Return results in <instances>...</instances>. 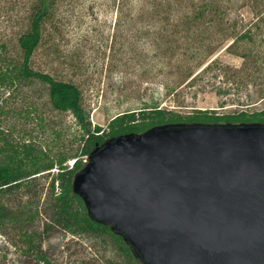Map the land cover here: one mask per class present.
I'll return each instance as SVG.
<instances>
[{
    "label": "rangeland",
    "instance_id": "1",
    "mask_svg": "<svg viewBox=\"0 0 264 264\" xmlns=\"http://www.w3.org/2000/svg\"><path fill=\"white\" fill-rule=\"evenodd\" d=\"M35 2L0 0L5 54L18 59ZM52 9L33 66L79 84L93 124L108 130L116 116L153 106L182 114L264 109V0H53ZM0 127L35 140L50 155L83 145L76 119L51 109L38 82L0 87ZM55 173L0 193L13 211L40 208L33 221L0 227V264H42L25 233L36 242L44 237L41 248L52 264H130L107 234L44 229L51 224Z\"/></svg>",
    "mask_w": 264,
    "mask_h": 264
},
{
    "label": "water",
    "instance_id": "2",
    "mask_svg": "<svg viewBox=\"0 0 264 264\" xmlns=\"http://www.w3.org/2000/svg\"><path fill=\"white\" fill-rule=\"evenodd\" d=\"M72 189L138 264H264V123L176 122L111 137Z\"/></svg>",
    "mask_w": 264,
    "mask_h": 264
},
{
    "label": "trees",
    "instance_id": "3",
    "mask_svg": "<svg viewBox=\"0 0 264 264\" xmlns=\"http://www.w3.org/2000/svg\"><path fill=\"white\" fill-rule=\"evenodd\" d=\"M52 2L53 0H36L30 26L19 38L21 52L18 59L5 54L7 44H1L0 87L13 90L18 85L27 86L38 82L48 92V103L51 105V109L69 112L76 119L83 145L81 150L73 154L60 152L58 155H50L47 148L37 145L35 140L31 138L16 139L11 132L0 127V193H11L22 186H32L34 178L45 174V172L51 173L56 169L57 173L53 174L50 182L54 196L50 206L51 224L49 223L44 229L50 231L55 226H60L70 232L86 231L107 234L128 256L131 260L130 264H138L124 243V239L114 234L108 226L92 220L82 199L73 192V177L84 167L90 152L111 137L140 132L157 124L217 121L264 123V109L225 114H218L208 109H195L189 114H182L153 106L116 116L109 122L108 130L101 125L93 124L90 114L86 110L84 94L79 84L71 80L57 78L51 73L33 66V57L45 41L46 24L54 13ZM33 110L35 109L25 110V118L31 117ZM38 125L40 131H44V122H40ZM72 159L74 162L71 166L67 162ZM39 214L40 208L38 207L34 212L28 208H19V210L13 211L5 203L0 202V227L6 225L7 222L33 221ZM25 235L28 248L37 251L39 261L42 264H52L41 248L44 237H39L40 240L36 242L34 234L25 233Z\"/></svg>",
    "mask_w": 264,
    "mask_h": 264
},
{
    "label": "built area",
    "instance_id": "4",
    "mask_svg": "<svg viewBox=\"0 0 264 264\" xmlns=\"http://www.w3.org/2000/svg\"><path fill=\"white\" fill-rule=\"evenodd\" d=\"M71 166L73 165V164H70Z\"/></svg>",
    "mask_w": 264,
    "mask_h": 264
}]
</instances>
